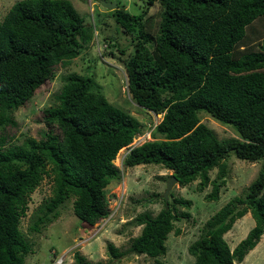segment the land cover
<instances>
[{"label":"trees","instance_id":"obj_1","mask_svg":"<svg viewBox=\"0 0 264 264\" xmlns=\"http://www.w3.org/2000/svg\"><path fill=\"white\" fill-rule=\"evenodd\" d=\"M140 2L137 15L120 8L119 0L112 13L130 36L131 53L124 59L128 92L140 107L163 113L151 131L153 140L137 146L129 144L140 132L138 120L112 106L89 75L74 72L62 78L54 104L43 110L45 133L14 144L6 127L16 122L8 112L24 107L58 66H68L88 47L99 18L93 26L85 23L69 0H19L0 18V264H25L31 252L18 222L43 174H53V196L33 231L57 218L71 197L80 221L92 226L106 219L105 190L120 179L113 161L127 146L122 168L158 165L183 187L199 179L198 191L211 185L208 201H217L225 185L227 156L248 162L264 156V36L248 35L254 22H264V0ZM152 6L159 7L160 17L153 34L146 18ZM111 46L125 53L116 43ZM201 114L230 126L238 138L218 140ZM214 168L218 182L209 179ZM169 198L161 195L163 207L155 217L140 218V234L129 248L153 264H167L159 259L165 242L171 233L180 234L175 221L189 216L177 206L192 205L171 192ZM248 212L254 226L231 249L224 234ZM263 234L264 165L245 197L218 209L187 251L194 264L240 263ZM108 250L114 257L122 254L112 244ZM74 258V264H83L78 252Z\"/></svg>","mask_w":264,"mask_h":264},{"label":"rangeland","instance_id":"obj_2","mask_svg":"<svg viewBox=\"0 0 264 264\" xmlns=\"http://www.w3.org/2000/svg\"><path fill=\"white\" fill-rule=\"evenodd\" d=\"M16 1L19 0H0V18ZM69 1L85 23L93 26L95 19L99 18L94 25L91 41L68 66H58L53 79L35 92L24 107L8 112L16 126L6 127V133L13 135L11 141L14 144H21L26 137L38 140L46 129L43 110L54 104V96L63 84L62 78L74 72L89 75L94 86L112 106L138 120L140 132L134 136L129 146L152 141L151 131L161 120L163 113H153L140 107L128 92L124 59L131 53L130 36L122 32V28L114 21L113 9L100 5V0ZM119 1V7L132 15H137L142 10L140 0ZM146 18L149 20L147 30L151 34L155 33L160 20L159 7H150ZM248 32L251 39L260 33L264 36V22H254ZM112 43L125 48V53L122 54L118 48L112 47ZM200 117L201 122L208 125L218 140L238 138L230 126L221 125L205 114ZM127 150L128 146L118 151L113 161L120 167V179L111 182L105 190L110 215L92 226L80 221L73 213L71 197L59 208L57 218L43 225L39 224L38 231L32 230L33 223L42 216L45 205L53 196V174H43L39 184L29 195L25 214L18 222L19 230L31 247V252L24 257L25 264H57V258H62L59 264H74L75 252L81 255L83 264H153V259L144 254L132 253L129 248L131 240L140 234V218L155 217L163 207L161 195H164L171 171L158 165L122 168V160ZM224 162L227 166L225 185L220 188L217 201H208L206 198L211 191V185L198 191L199 179L184 187L177 182L171 186L168 200L171 192L175 198L190 199L192 205L189 209L177 206L178 212H188L189 216L175 221V228L180 230V234L176 236L171 233L168 236L165 242L166 253L159 257L160 260L167 264H194V258L187 251L188 246L199 238L205 223L218 209L233 197H245L248 186L264 165V156L257 162H248L232 154ZM208 175L211 181H219L216 168L210 170ZM253 226L254 220L249 212L237 219L233 227L224 234L229 247L233 249ZM108 244H112L118 253H122L121 256L110 255ZM234 264H264V234L243 261Z\"/></svg>","mask_w":264,"mask_h":264},{"label":"water","instance_id":"obj_3","mask_svg":"<svg viewBox=\"0 0 264 264\" xmlns=\"http://www.w3.org/2000/svg\"><path fill=\"white\" fill-rule=\"evenodd\" d=\"M100 4L103 5V7L107 9H115L117 7L116 1H105V0H100ZM176 182V178L172 176L171 178L168 179L166 189L164 192V198L167 200L168 193L170 191L171 186Z\"/></svg>","mask_w":264,"mask_h":264},{"label":"built area","instance_id":"obj_4","mask_svg":"<svg viewBox=\"0 0 264 264\" xmlns=\"http://www.w3.org/2000/svg\"><path fill=\"white\" fill-rule=\"evenodd\" d=\"M128 151V150H127ZM62 258H57L55 261L57 264H59L61 262ZM60 261V262H59ZM63 262V261H62Z\"/></svg>","mask_w":264,"mask_h":264},{"label":"bare ground","instance_id":"obj_5","mask_svg":"<svg viewBox=\"0 0 264 264\" xmlns=\"http://www.w3.org/2000/svg\"><path fill=\"white\" fill-rule=\"evenodd\" d=\"M120 150H121V149H120ZM120 150H119V151H120Z\"/></svg>","mask_w":264,"mask_h":264}]
</instances>
